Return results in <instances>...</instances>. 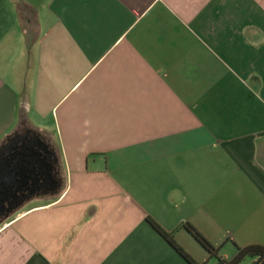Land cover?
Wrapping results in <instances>:
<instances>
[{"label": "crops", "instance_id": "obj_1", "mask_svg": "<svg viewBox=\"0 0 264 264\" xmlns=\"http://www.w3.org/2000/svg\"><path fill=\"white\" fill-rule=\"evenodd\" d=\"M8 142L42 192L0 264H188L147 219L196 264L180 225L264 248V0H0Z\"/></svg>", "mask_w": 264, "mask_h": 264}, {"label": "water", "instance_id": "obj_2", "mask_svg": "<svg viewBox=\"0 0 264 264\" xmlns=\"http://www.w3.org/2000/svg\"><path fill=\"white\" fill-rule=\"evenodd\" d=\"M11 150L12 146H9L8 142L2 147L0 154L8 153ZM12 157L11 155L0 162V216L4 212L6 201L8 199L17 201L18 194L26 187L31 175L33 176L34 172L42 167L39 154L36 152L28 155L18 153L13 160ZM24 158L30 162L23 160ZM37 182L38 179H33V183Z\"/></svg>", "mask_w": 264, "mask_h": 264}, {"label": "trees", "instance_id": "obj_3", "mask_svg": "<svg viewBox=\"0 0 264 264\" xmlns=\"http://www.w3.org/2000/svg\"><path fill=\"white\" fill-rule=\"evenodd\" d=\"M148 224L159 234L188 264H196L190 256H188L173 240L172 234L164 233L152 220L147 219ZM181 228L195 240V242L216 261V264H240L245 259H254L252 264H264V248L251 246L247 248H236L235 256L228 260L219 259L217 253L219 249H215L210 245L192 226L189 224L180 225Z\"/></svg>", "mask_w": 264, "mask_h": 264}, {"label": "flooded vegetation", "instance_id": "obj_4", "mask_svg": "<svg viewBox=\"0 0 264 264\" xmlns=\"http://www.w3.org/2000/svg\"><path fill=\"white\" fill-rule=\"evenodd\" d=\"M25 147L23 145L18 146L19 150L28 152V153H34L37 152L35 149H31ZM17 153V152H16ZM50 154L53 157V151L52 149H50ZM14 156V155H12ZM32 179L29 178L28 180V184L26 185V187L22 190V192L20 194H18V199L17 201H13L12 199H8L5 203V207H4V212H2V216L0 217L1 219L7 218L8 216L12 215L18 208H21L22 206H24L25 204H27L28 202L32 201V199H34L35 196L41 195V183L38 182L36 185L32 184ZM3 211V210H2Z\"/></svg>", "mask_w": 264, "mask_h": 264}, {"label": "rangeland", "instance_id": "obj_5", "mask_svg": "<svg viewBox=\"0 0 264 264\" xmlns=\"http://www.w3.org/2000/svg\"><path fill=\"white\" fill-rule=\"evenodd\" d=\"M213 260H208L206 264H213ZM241 264H251V260L245 259Z\"/></svg>", "mask_w": 264, "mask_h": 264}]
</instances>
